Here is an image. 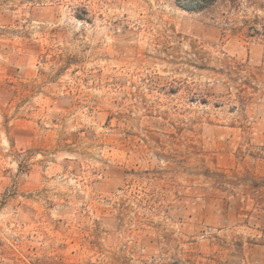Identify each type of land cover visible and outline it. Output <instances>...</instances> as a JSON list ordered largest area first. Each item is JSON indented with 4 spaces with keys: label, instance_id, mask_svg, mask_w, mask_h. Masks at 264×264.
I'll return each mask as SVG.
<instances>
[{
    "label": "rangeland",
    "instance_id": "obj_1",
    "mask_svg": "<svg viewBox=\"0 0 264 264\" xmlns=\"http://www.w3.org/2000/svg\"><path fill=\"white\" fill-rule=\"evenodd\" d=\"M0 0V264H264V0Z\"/></svg>",
    "mask_w": 264,
    "mask_h": 264
},
{
    "label": "trees",
    "instance_id": "obj_2",
    "mask_svg": "<svg viewBox=\"0 0 264 264\" xmlns=\"http://www.w3.org/2000/svg\"><path fill=\"white\" fill-rule=\"evenodd\" d=\"M224 1V0H174L175 5L186 12H199L203 11L217 2ZM229 2L233 3V5H237V0H228Z\"/></svg>",
    "mask_w": 264,
    "mask_h": 264
}]
</instances>
